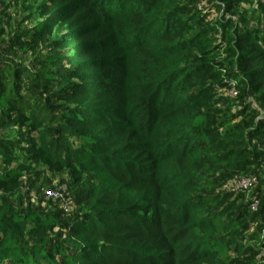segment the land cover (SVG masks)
I'll list each match as a JSON object with an SVG mask.
<instances>
[{
  "label": "trees",
  "instance_id": "obj_1",
  "mask_svg": "<svg viewBox=\"0 0 264 264\" xmlns=\"http://www.w3.org/2000/svg\"><path fill=\"white\" fill-rule=\"evenodd\" d=\"M256 1L211 20L196 0L41 2L13 44L60 33L50 67L0 59V133L21 130L0 136V264H264V25L234 16ZM58 170L81 173L77 211L13 203ZM221 172L255 175V198L217 191Z\"/></svg>",
  "mask_w": 264,
  "mask_h": 264
},
{
  "label": "rangeland",
  "instance_id": "obj_2",
  "mask_svg": "<svg viewBox=\"0 0 264 264\" xmlns=\"http://www.w3.org/2000/svg\"><path fill=\"white\" fill-rule=\"evenodd\" d=\"M43 0H0V59L13 64L16 61H20L26 66L30 67V70L36 71L40 68H49L50 63L47 61L48 44L52 43L60 33H54L46 40L47 45H42L37 49H28L26 46L14 45L15 40H24V32L31 30L39 23L42 18L38 16V6H40ZM196 4L199 6V10L203 15H206L208 20L215 18L217 15V0H196ZM234 16L237 19L241 13L247 12L246 16L249 17L252 22L256 23L257 17H259L260 25H264V0H258L252 5H237ZM242 15V14H241ZM254 17V18H253ZM218 36V35H216ZM36 64L32 65V61ZM54 84H50L47 88L48 92L55 90ZM47 93L43 92V97ZM215 99L219 101V107L224 108L230 106L232 110H236L241 104V101L235 100L229 96L227 89H218L215 91ZM30 99L37 103L35 95H29ZM20 129H10L7 132L0 133V136H4L13 140H20ZM11 168L14 165L10 166ZM1 159H0V170ZM80 172L71 170H58L47 171L40 176V178L31 179L26 182V177H23L22 189L19 192L18 198L13 202L16 206L25 207L30 205L32 208L41 209L45 212H52L57 217L63 219L70 216L74 211H77L81 204V197L84 192L83 180L75 181L74 177ZM81 174V173H80ZM219 180V186L217 191L226 192L229 194L234 191L235 177L230 176L225 172L214 175ZM258 184H255L251 190H248L247 196L250 199L252 193L255 192ZM48 192H54L60 196L56 197ZM62 196V197H61ZM15 198V197H14ZM63 202H66V208L63 207ZM254 201L251 204V209ZM252 211V212H253ZM58 235V233H55ZM238 256L232 255V260ZM242 257L239 255V259Z\"/></svg>",
  "mask_w": 264,
  "mask_h": 264
},
{
  "label": "built area",
  "instance_id": "obj_3",
  "mask_svg": "<svg viewBox=\"0 0 264 264\" xmlns=\"http://www.w3.org/2000/svg\"><path fill=\"white\" fill-rule=\"evenodd\" d=\"M230 95H235L236 94V91L232 88L229 92H228ZM257 182V178L255 175H251V176H246V177H239V178H236L234 183H235V188H234V191H241V190H250ZM48 194H52L54 196H60L59 194L57 193H54V192H48ZM62 197V196H61ZM63 207L66 208V202H63ZM256 204H253L252 207L255 208Z\"/></svg>",
  "mask_w": 264,
  "mask_h": 264
}]
</instances>
